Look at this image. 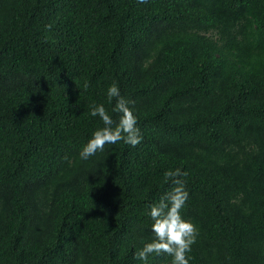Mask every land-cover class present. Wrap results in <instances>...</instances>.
Instances as JSON below:
<instances>
[{"label": "trees", "instance_id": "1", "mask_svg": "<svg viewBox=\"0 0 264 264\" xmlns=\"http://www.w3.org/2000/svg\"><path fill=\"white\" fill-rule=\"evenodd\" d=\"M114 83L143 141L82 160ZM176 169L190 264H264V0H0V264H143Z\"/></svg>", "mask_w": 264, "mask_h": 264}, {"label": "clouds", "instance_id": "2", "mask_svg": "<svg viewBox=\"0 0 264 264\" xmlns=\"http://www.w3.org/2000/svg\"><path fill=\"white\" fill-rule=\"evenodd\" d=\"M138 3L146 4L148 0H138ZM51 25L48 28L51 29ZM109 103L115 98L116 103L113 112L119 113L118 123L113 120L103 104L91 105L90 115L99 117L103 127L97 129L92 138L79 153L82 160H88L98 152H104L106 145H115L120 141L136 147L143 141L140 129L137 127V116L130 104L134 101L125 99L117 84H112L107 89ZM187 172L181 169L168 170L164 173V182H171V191L166 192L157 204L150 208V217L153 221L151 231L154 238L139 250L135 259L148 264L150 256L167 255L172 257L171 264H190L192 246L197 242L198 228L191 222L183 219L181 211L189 199L185 181L180 177H186Z\"/></svg>", "mask_w": 264, "mask_h": 264}]
</instances>
